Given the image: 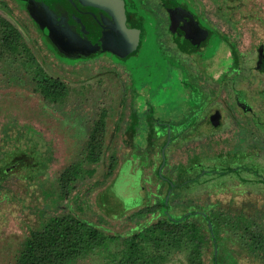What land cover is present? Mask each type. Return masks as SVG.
<instances>
[{"label":"rangeland","instance_id":"obj_1","mask_svg":"<svg viewBox=\"0 0 264 264\" xmlns=\"http://www.w3.org/2000/svg\"><path fill=\"white\" fill-rule=\"evenodd\" d=\"M129 1L139 4V0ZM183 1L210 28L197 52L188 58L177 53L162 4L149 0L147 9L142 8L157 37L148 43V60L131 66L114 62L109 56L75 60L55 56L20 5L14 0H0V16L21 33L43 71L64 83V95L57 103L52 102L40 93L33 72L25 71V56L15 59L6 51L14 63H6L5 67L0 63V153L13 151V145L18 143V148L23 149V140L29 136L36 151H25L36 163L45 161L46 172L52 177L71 163H85L92 174H86L83 183L72 191L77 194L72 206L78 215L106 228L119 232L133 228L136 220L129 215L141 208L148 212L146 218L156 214V194L166 189L159 173H155L161 159L154 150L155 143L150 146L139 135L132 136L134 128L143 134L148 131L151 121L167 122L170 131L179 132L166 147L167 165L163 172L178 165L180 170H187L192 164H201L200 171L211 170L213 158L223 152L221 160L217 157L219 162L243 168V175L249 180L243 195L233 197L232 205H228L231 194L212 191L241 181L215 175H202L201 182L211 179L191 189L189 198L173 199L171 203L196 204L204 211L216 204L214 209L227 215L236 209L250 214L257 208L255 199L261 198L256 193H264L263 183L252 181L257 175L251 172L254 165L262 175L255 180L264 179L259 166H264V71L259 70L254 59L255 49L261 45L264 49V0ZM155 10L160 14H155ZM227 39L234 43L238 55L234 67L233 50ZM153 128L164 131L159 123ZM22 135L24 139L17 138ZM95 155L99 156L96 160ZM195 166L197 169L199 165ZM39 170L38 165L32 169L20 163L4 170L6 180L0 184V264H14L19 249L28 244L31 231L42 228L37 215L23 209L9 195L21 188L23 182L18 176ZM192 171L194 168L187 170ZM170 175L175 178L176 170H171ZM247 190L252 191L250 197L245 194ZM99 201L110 210L117 209L118 203L129 210L118 218L108 217ZM144 201L147 203L142 207ZM64 211L66 207L61 206L48 215ZM254 228L258 231L259 227ZM171 256L184 260L186 254L179 249ZM71 264L104 263L94 252Z\"/></svg>","mask_w":264,"mask_h":264},{"label":"trees","instance_id":"obj_2","mask_svg":"<svg viewBox=\"0 0 264 264\" xmlns=\"http://www.w3.org/2000/svg\"><path fill=\"white\" fill-rule=\"evenodd\" d=\"M24 1L27 4L22 3L21 7L27 10L31 16H28L27 11L25 14L31 23L32 20L36 22L31 13L34 2L32 0ZM89 3L92 5L91 2ZM140 3L139 0V4L137 3L141 8L139 10L132 1L118 0L117 10L112 9L116 12V16L111 15L108 21H102L105 31L101 32L100 43L92 46L91 51L86 54L68 52L65 48L60 49L53 42L50 34H40V37L50 52L62 59H94L109 56L114 62L128 63L131 66L137 62L142 63L143 60L149 58L144 49L146 46L148 47L150 39L157 37V33L153 35L150 28L151 22L147 19L144 11L146 8L143 9V3ZM65 22L72 25V29L77 32L79 20L72 21L70 19L69 22ZM157 25L159 26L158 20ZM209 30L210 28L208 32ZM228 42L233 50L232 66L234 67L238 61V55L234 51V43L229 40ZM197 50L195 49L194 52ZM6 51L10 52V56L15 59L18 56L20 58L25 56L23 67L26 69L25 71L33 72V79L38 83L39 91L44 97L54 103L61 99V96L64 95V83L43 71L44 68L24 42L21 33L11 22L0 16V63L4 67L6 63L12 66L14 59L5 55ZM158 123L164 127V131L159 132L153 128ZM156 124L151 121L148 131L144 134L134 128L132 136L136 138L139 135L140 140L146 139L150 146H154L153 143H155L154 150H157L156 154L162 161L160 145L163 146L165 141L170 144L179 132L170 131L171 126L167 122L159 121ZM19 137L17 138L24 139L25 136ZM23 141V149L18 148L20 146L18 143L13 145V151L0 153V184L6 180L3 173L11 164H26L32 169L37 165L40 166V170L36 174L29 173L18 176V179L20 178L23 182L20 185L21 188L9 195L11 200H15L23 209L37 215L36 219L39 224H42V228L40 231H31L28 244L25 243L19 249L14 264H71L76 259L83 256L86 258L94 252L100 256L104 264H264V193H256L261 198L255 199L257 208L250 214H244L242 210L236 209L233 212L230 211L231 214L229 213L228 216L226 212L215 210L214 205L216 204H213L210 211H204L201 206L196 204L171 203L173 199L189 198L191 189L193 190L197 185L207 183L211 179L201 182L202 175H215V178L237 177L241 181L238 184L225 185L212 192L231 194L232 198L228 205H232L234 196H242L243 187L249 180L243 175V168L230 167L219 162L217 157L221 160L220 153L223 152L213 158L215 162L212 163L211 170L200 171L202 170L201 164H192L187 170L194 168L195 171L188 173L186 169L180 170L178 165L173 168L176 170L177 176L172 178L170 173L173 169H168L167 172L162 171L167 165V143L164 149L165 163L159 172L155 170L156 175L159 173L160 181L166 187L163 193L156 194L158 198L156 214L146 218L148 212H144L143 208L134 211L129 215V218L136 220L135 226L119 232L78 215L72 206V199L77 197V194L72 191L78 189L79 185L83 183L86 174H92L91 168L78 161L69 164L57 177H52L46 172L48 165L45 161L36 163L33 156H29L27 153V151L31 153L36 151V144L33 140L28 136ZM136 146L140 147L137 144ZM235 150L237 149L233 151ZM98 158L99 156L95 155L93 159ZM195 165H199L197 169ZM259 166L263 168L261 172H264V166L261 164ZM251 168L253 175H257L256 178L262 176L255 170L254 165H251ZM196 170L202 173L196 172ZM255 179L251 180L263 183L264 186L263 178ZM245 194L250 197L252 191ZM23 195L25 196L23 197ZM1 199L3 198L1 197ZM217 202L220 203V201ZM145 203L147 202L144 201L142 207H145ZM255 204L249 202L250 206H255ZM246 205L248 204L246 203ZM61 206H65L66 211L57 215H48L49 212L55 211ZM100 206L105 215L112 218H118L123 215L124 211L129 210L121 203H118L117 209L111 210L103 204ZM174 208L177 210L172 212ZM258 224H261L262 227ZM252 226L259 227L258 231L255 228L254 231ZM179 249L185 251L184 260L181 256H171L172 252Z\"/></svg>","mask_w":264,"mask_h":264},{"label":"flooded vegetation","instance_id":"obj_3","mask_svg":"<svg viewBox=\"0 0 264 264\" xmlns=\"http://www.w3.org/2000/svg\"><path fill=\"white\" fill-rule=\"evenodd\" d=\"M14 2L20 7L22 3L27 4L24 0H14ZM32 2L34 6L31 13L36 20V22L32 20V25L35 30L41 35L50 34L51 39L60 49L65 48L68 52L77 54L81 52L86 54L91 51L92 46L100 43L101 32L105 31L102 21H108L111 15L116 16V12L112 9L117 10L118 5V0H32ZM140 2L146 8L149 0H140ZM159 2L164 8L166 22L169 21L167 27L169 26L171 31V42L177 53L188 58L200 46V42L205 41L208 34L207 27L183 0H159ZM21 8L24 13L27 11ZM155 11V14H160ZM27 14L31 16L28 11ZM70 19L79 20L77 29L79 33L72 29V25L65 22H69ZM148 50L149 47L144 52L148 53ZM254 59L259 70L264 71L262 45L255 49ZM213 117L212 114L208 120L213 121Z\"/></svg>","mask_w":264,"mask_h":264},{"label":"water","instance_id":"obj_4","mask_svg":"<svg viewBox=\"0 0 264 264\" xmlns=\"http://www.w3.org/2000/svg\"><path fill=\"white\" fill-rule=\"evenodd\" d=\"M92 49H96V48H92ZM168 135H169V129H168ZM167 143H168V141L162 146V149H161L162 161H161V163L159 165L158 172L160 171V169L162 168V166L164 165L165 160H166L164 149H165Z\"/></svg>","mask_w":264,"mask_h":264}]
</instances>
